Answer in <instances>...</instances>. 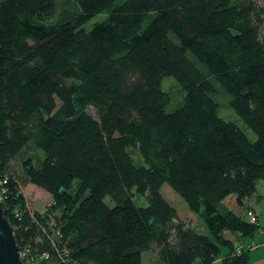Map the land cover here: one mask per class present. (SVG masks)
<instances>
[{"label":"trees","instance_id":"trees-1","mask_svg":"<svg viewBox=\"0 0 264 264\" xmlns=\"http://www.w3.org/2000/svg\"><path fill=\"white\" fill-rule=\"evenodd\" d=\"M165 77L183 92L171 110ZM215 84L254 140L219 115ZM29 146L41 156L20 158ZM258 180L264 5L0 0V194L17 244L29 251L23 264H142L151 244L160 247L156 264H249L237 239L257 228L251 208L237 212L225 201L245 205ZM165 182L200 212L208 234L177 218L161 194ZM27 184L49 195L43 210L27 204ZM134 194L147 204L136 205Z\"/></svg>","mask_w":264,"mask_h":264},{"label":"rangeland","instance_id":"rangeland-1","mask_svg":"<svg viewBox=\"0 0 264 264\" xmlns=\"http://www.w3.org/2000/svg\"><path fill=\"white\" fill-rule=\"evenodd\" d=\"M254 1L259 6L264 5V0ZM75 8L76 7L74 4L70 5V11L75 10ZM59 9L60 8L56 10L55 14L50 19L51 21H53L58 16ZM105 12L106 11L94 15L89 21H87L83 25L84 28L88 29L95 21L103 19L106 16ZM215 86L216 90L214 93L211 94V96L219 104V115L224 119L234 121L245 132L249 139L254 140V132L249 129L241 120V118H239L236 113L230 108L227 102V96L225 95L224 91L220 88L219 84H215ZM161 87L168 95V102L166 104L167 110H171L178 106L182 100L183 92L180 86L175 82V80L172 77H165L161 81ZM90 110L93 112L92 109ZM130 152L133 159L137 163L141 161L139 155L136 152L132 150H130ZM26 154L41 156L40 150L36 149L33 146H29L28 148H26L24 150V154H22L20 158ZM20 158L16 157V159L11 162L13 165L12 167L16 171H21ZM75 184L76 180L73 181V187L75 186ZM23 191L26 197V202L30 206V208L40 210L44 209L45 204L49 200V195L42 188L33 184H27L23 187ZM160 191L162 196L174 207L178 219L184 221L187 225H191L196 231L208 234V229L206 228L203 222L202 215L200 214V212L191 211L187 207L186 203L182 200V198L176 192H174L166 182L161 185ZM231 197V195L226 197V204L233 207L237 212H240V209L237 208V205H234L233 203H228L231 201ZM106 200H108V198H106ZM133 201L136 205L144 206L147 204L145 197L138 194L133 195ZM173 221H176V218H173ZM159 250L160 247L157 246V244H151L149 249L142 250V264H156L159 259Z\"/></svg>","mask_w":264,"mask_h":264},{"label":"crops","instance_id":"crops-1","mask_svg":"<svg viewBox=\"0 0 264 264\" xmlns=\"http://www.w3.org/2000/svg\"><path fill=\"white\" fill-rule=\"evenodd\" d=\"M250 207L257 216V228L250 235L239 237L238 247L248 253L249 264H264V181L258 180L254 192L245 200V205L237 207L240 212ZM234 239V235H231Z\"/></svg>","mask_w":264,"mask_h":264},{"label":"water","instance_id":"water-1","mask_svg":"<svg viewBox=\"0 0 264 264\" xmlns=\"http://www.w3.org/2000/svg\"><path fill=\"white\" fill-rule=\"evenodd\" d=\"M5 212L4 202L0 197V264H23L19 256L20 247Z\"/></svg>","mask_w":264,"mask_h":264},{"label":"built area","instance_id":"built-area-1","mask_svg":"<svg viewBox=\"0 0 264 264\" xmlns=\"http://www.w3.org/2000/svg\"><path fill=\"white\" fill-rule=\"evenodd\" d=\"M0 197H1V194H0ZM1 200H2V198H1ZM247 217H248L249 221H251V222L257 224V216H256V214H255L252 210L249 209V210L247 211ZM58 237H59L58 232H56V233H54V234L52 235L51 241H52V244H53V245L55 244L54 240L57 239ZM63 250H64V252L67 251L66 249H63ZM237 251H238V252L240 251V247H238V246H237ZM28 252H29V251L27 250V248H22V249L20 248V250H19V256H20L21 260H22L23 258H25V257L28 255ZM66 253H67V252H66ZM61 254H62V253H60L58 257H60ZM39 257H41V258H43V259H48V258H49V254H48L47 252H45V251H42V252L40 253ZM22 262H23V261H22Z\"/></svg>","mask_w":264,"mask_h":264}]
</instances>
